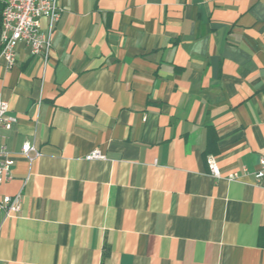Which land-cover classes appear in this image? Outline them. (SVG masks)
Returning <instances> with one entry per match:
<instances>
[{"label":"crops","instance_id":"1","mask_svg":"<svg viewBox=\"0 0 264 264\" xmlns=\"http://www.w3.org/2000/svg\"><path fill=\"white\" fill-rule=\"evenodd\" d=\"M59 2L47 64L0 60V264H264L263 1Z\"/></svg>","mask_w":264,"mask_h":264},{"label":"built area","instance_id":"2","mask_svg":"<svg viewBox=\"0 0 264 264\" xmlns=\"http://www.w3.org/2000/svg\"><path fill=\"white\" fill-rule=\"evenodd\" d=\"M264 3V0H262ZM1 12V43L0 60H4L8 69L16 62V50L20 44L25 45L32 56H40L48 63L53 49V37L57 25L62 17L63 9L59 0H0ZM43 21L46 22L43 27ZM18 119L11 114L10 105L0 100V132L2 129L12 130ZM21 155L30 161L40 156L38 150L29 142L21 148ZM105 157L95 151L87 160L104 159ZM16 160L4 149H0V185L13 180ZM210 172L214 178H225L236 181L243 176L250 175L247 168L233 171L223 177L215 158H208ZM256 180L264 179V156L259 160V169L254 173ZM22 193L16 196H6L0 200V219L18 216L22 211ZM3 223H0V233Z\"/></svg>","mask_w":264,"mask_h":264},{"label":"trees","instance_id":"3","mask_svg":"<svg viewBox=\"0 0 264 264\" xmlns=\"http://www.w3.org/2000/svg\"><path fill=\"white\" fill-rule=\"evenodd\" d=\"M2 5V4H1ZM1 12H2V6H1ZM1 21H2V19H1ZM0 31H1V27H0ZM0 36H1V33H0ZM1 49H2V46H1V48H0V51H1Z\"/></svg>","mask_w":264,"mask_h":264}]
</instances>
